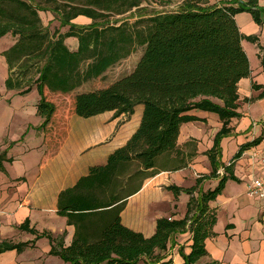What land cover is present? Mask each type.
<instances>
[{
  "label": "trees",
  "instance_id": "trees-1",
  "mask_svg": "<svg viewBox=\"0 0 264 264\" xmlns=\"http://www.w3.org/2000/svg\"><path fill=\"white\" fill-rule=\"evenodd\" d=\"M153 1L165 11H146L141 7L144 0H0V40L13 39L0 53L7 70L4 87L18 96L35 90L46 156L65 139L70 116L87 119L112 112L114 117H129L135 106H142L139 126L125 145L109 155L105 165L90 168L73 187L58 195L56 213L73 226V240L56 251L54 239L41 236L51 243L49 253L63 264H155L160 260L155 251L165 250L171 235L186 227L192 233V245L190 254L182 255L183 264H194L204 256L203 241L214 218L208 216L206 223H200V216L191 213L201 215L202 204L220 192L226 179L234 180L228 173L230 164L224 166L221 170L227 177L221 176L213 191L200 200L190 199L182 220H158L148 239L120 224L125 199L139 190L145 178L157 173L159 158L174 156L175 168L185 166L177 138L182 124L196 121L188 115L191 111L215 114L221 122L206 153L210 177L216 176L221 166L220 140L231 134L230 119L239 118L235 112L238 85L249 77L241 41L253 38L239 33L234 16L247 12L256 25L264 24V7L258 6L264 0H239L235 9L218 8L210 0ZM131 10L137 13L134 24L144 23L142 31L126 23L108 22ZM40 12L50 14L55 25H43ZM77 16L91 23L83 27L72 24ZM64 27L67 31L60 33ZM68 38L76 41L73 49L65 44ZM135 46L144 50L128 76L102 89L70 96L74 89L126 58ZM261 65L264 70V59ZM263 96L264 88L259 98ZM51 97H63L67 108L60 111ZM261 139L241 147L235 159ZM193 155L188 154L187 159ZM168 190L173 196L192 191ZM27 225L25 220L19 229L34 234ZM21 247L3 242L0 253Z\"/></svg>",
  "mask_w": 264,
  "mask_h": 264
},
{
  "label": "crops",
  "instance_id": "crops-1",
  "mask_svg": "<svg viewBox=\"0 0 264 264\" xmlns=\"http://www.w3.org/2000/svg\"><path fill=\"white\" fill-rule=\"evenodd\" d=\"M233 1L210 0L209 4L228 8ZM258 6L264 7L263 2L260 1ZM39 16L43 25H55L47 12H40ZM234 20L239 33L252 37L253 41H241L249 64V77L240 81L237 89L236 109L240 116L230 119L231 134L219 143V175L210 177L211 167L206 153L213 145L221 122L215 114L191 111L188 115L195 117L196 121L182 124L177 138L185 166L175 168L177 159L174 156L166 160L159 158L155 165L157 173L145 178L139 190L125 199L119 214L124 228L148 239L154 235L158 220H182L188 201L200 200L201 196L213 191L221 176L227 177L221 169L230 164L228 173L234 180L226 179L220 192L202 204L205 208L201 215L196 211L191 213L200 216V223H206L208 216L214 218L209 235L203 241L204 256L194 264H264V203L256 197L245 196L247 185L260 179L264 171L260 160L264 156V96L259 98L264 88V70L260 62L264 59V24L256 25L247 12L237 14ZM71 23L83 27L91 20L77 16ZM66 31V27L60 29V33ZM3 39L9 44L1 48L0 53L13 42L11 38ZM65 44L73 49L76 41L68 38ZM0 59L5 66L3 58ZM5 71L6 78V68ZM0 79L3 82V78ZM252 85L259 89L252 88ZM34 93L33 89L18 98L27 100ZM11 95L17 94L6 91L2 84L0 97ZM37 101H24L15 126L10 127L12 120L7 127L12 137H2L0 143L3 155L0 160V243L22 245L19 251L1 252L0 264H63L58 256L49 253L51 243L47 237L41 236L49 235L54 239L52 245L56 251L67 248L73 240V226L67 225L65 218L56 213L58 195L73 187L90 168L105 165L108 156L123 147L137 130L142 115L140 105L134 107L129 117H114L112 112L87 119L72 115L68 118L65 139L52 155L46 156L44 144V148L38 149L43 134L40 129L42 119L36 114ZM34 135L37 138H33ZM261 136L258 144L244 150L235 159L241 147ZM4 139L7 145H4ZM188 154L194 155L187 159ZM169 187L192 191L173 196ZM25 220L34 234L19 229ZM191 245L192 233L186 227L184 231L171 235L165 250L155 251L160 258L155 264H183L182 255L190 254ZM138 264L149 262L139 261Z\"/></svg>",
  "mask_w": 264,
  "mask_h": 264
},
{
  "label": "rangeland",
  "instance_id": "rangeland-1",
  "mask_svg": "<svg viewBox=\"0 0 264 264\" xmlns=\"http://www.w3.org/2000/svg\"><path fill=\"white\" fill-rule=\"evenodd\" d=\"M238 2H239V0H235V1L231 2V4L229 5V8H232V9L238 8V5H239ZM59 5H62V4H59ZM141 7H144V9H146V11H151V9L158 10L160 12L165 11L164 9H162L161 6H159L157 4V2H155L153 0H144ZM174 7H175V4L170 6L168 8V10H171ZM135 15H137V13L134 12V10H131L130 12H127L125 14L110 18L108 20V22L113 23L114 21H117L116 25H119L121 23H126V24L134 27L133 30L136 31V29H138V31H142L143 27H144V23H139V24L135 25L134 23H136V21L138 20V18ZM41 17H42V15H41ZM8 44L9 43L5 42V39H3V42L0 43V51H1V48L3 49L4 47H7ZM143 50H144V47L135 46L133 48L132 52L126 58L122 59L121 61H119L114 66L108 68L97 79H93L91 81H88V82L82 84L81 86H79L78 88L74 89L70 93V96L72 97V96L77 95V94H82V93H87V92L102 89V88L112 84L113 82L118 81V80L128 76L133 71L134 67L136 66V63L138 62L139 58L141 57V55L143 53ZM1 57L2 56H0V58ZM262 60L263 59H261L260 62ZM0 61H1V59H0ZM5 68H6V66H4L2 63L0 66V77L3 78V82H1V79H0V86L2 84L4 85L5 74H6ZM252 86H254V85H252ZM21 97H23V96H21ZM37 98L38 97H37L36 93H34V96H30L27 100H23L20 97L18 98V95H11V96H9V97L7 96L5 98L0 97V143L2 142V137H5V136L7 137V135H10L12 137V133L8 132L7 127L9 126V123L12 120H13V122H12L10 127L12 128L15 126L16 117H17V115H20L19 111L21 110L20 108L23 105V103H26V102L30 103L32 101L35 102L36 100H38ZM51 100L53 102H55V104H57L58 109L60 111L67 108V101L63 97H51ZM24 101H26V102H24ZM235 112L240 116V113L238 112L237 109ZM34 130H35V127H34ZM33 138H37V135H34ZM3 142H4V145H7V143H8L6 139H4ZM39 148H44L43 143H42V138L39 142L38 149ZM1 153H2V149H0V160L3 157V155ZM21 167H23V164L21 165ZM220 173H222V172H220Z\"/></svg>",
  "mask_w": 264,
  "mask_h": 264
},
{
  "label": "built area",
  "instance_id": "built-area-1",
  "mask_svg": "<svg viewBox=\"0 0 264 264\" xmlns=\"http://www.w3.org/2000/svg\"><path fill=\"white\" fill-rule=\"evenodd\" d=\"M264 165V156L260 157ZM264 167V166H263ZM245 196L256 197L264 203V171L262 177L258 180H252L246 187Z\"/></svg>",
  "mask_w": 264,
  "mask_h": 264
}]
</instances>
